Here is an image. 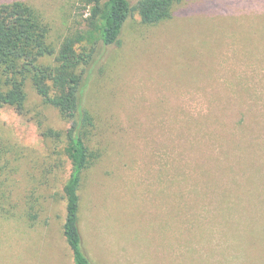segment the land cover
Listing matches in <instances>:
<instances>
[{"label": "rangeland", "instance_id": "374dc122", "mask_svg": "<svg viewBox=\"0 0 264 264\" xmlns=\"http://www.w3.org/2000/svg\"><path fill=\"white\" fill-rule=\"evenodd\" d=\"M23 1L43 12L57 48L89 15L79 0ZM97 53L86 100L98 157L81 213L93 258L264 264V0H184L154 25L134 13L120 43ZM25 88L22 112L0 107V264H74L71 120Z\"/></svg>", "mask_w": 264, "mask_h": 264}, {"label": "trees", "instance_id": "16d2710c", "mask_svg": "<svg viewBox=\"0 0 264 264\" xmlns=\"http://www.w3.org/2000/svg\"><path fill=\"white\" fill-rule=\"evenodd\" d=\"M184 0H79L89 11L84 26L65 37L60 48L48 40L50 26L35 5L14 0L0 4V107L22 112L30 81L44 100L67 113L65 153L71 173L64 185L67 215L64 236L73 252L74 264H100L88 251L81 228L82 189L86 171L97 155L90 146L95 116L86 95L92 82L100 46L120 43L129 17L138 13L145 24L172 18ZM53 57L51 63L43 59ZM60 136L59 131L48 130ZM31 218L37 213L30 212ZM212 253V251H211Z\"/></svg>", "mask_w": 264, "mask_h": 264}]
</instances>
